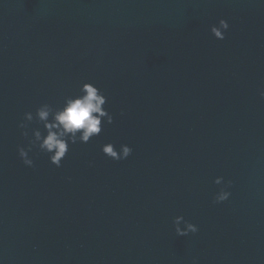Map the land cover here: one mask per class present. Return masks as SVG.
Wrapping results in <instances>:
<instances>
[{
    "label": "water",
    "instance_id": "1",
    "mask_svg": "<svg viewBox=\"0 0 264 264\" xmlns=\"http://www.w3.org/2000/svg\"><path fill=\"white\" fill-rule=\"evenodd\" d=\"M85 81L113 122L26 166L24 113ZM261 90L264 0H0V264H264Z\"/></svg>",
    "mask_w": 264,
    "mask_h": 264
},
{
    "label": "clouds",
    "instance_id": "2",
    "mask_svg": "<svg viewBox=\"0 0 264 264\" xmlns=\"http://www.w3.org/2000/svg\"><path fill=\"white\" fill-rule=\"evenodd\" d=\"M228 28L227 20L221 18L218 24L210 26V31L215 38L223 40ZM260 95L264 97V90L260 91ZM106 102L104 92L94 83L85 81L80 86L79 94L66 96L61 106L54 107L49 103H43L37 107L35 115L31 111L25 112L18 125L22 129V135L28 138L27 146H18V154L23 163L29 167L34 166L29 152L33 147H38L40 151L49 154L52 164L60 167L70 143L75 144L77 141L87 143L93 136L101 133L102 120L109 124L113 122L112 114L104 107ZM33 120L43 125V131L39 127L29 130V123ZM101 150L114 160L126 159L132 153L131 146L126 143L117 149L112 142H108L102 145ZM214 183L221 185L214 196V202L227 200L231 195L228 189L232 181H225L223 176H216ZM173 224L178 236L198 231V226L185 220L183 215L175 216Z\"/></svg>",
    "mask_w": 264,
    "mask_h": 264
}]
</instances>
